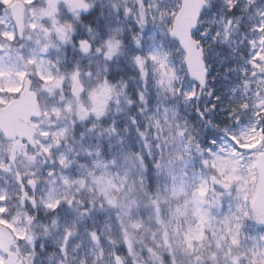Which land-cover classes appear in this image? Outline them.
I'll return each instance as SVG.
<instances>
[{"label":"snow or ice","instance_id":"obj_1","mask_svg":"<svg viewBox=\"0 0 264 264\" xmlns=\"http://www.w3.org/2000/svg\"><path fill=\"white\" fill-rule=\"evenodd\" d=\"M0 264H264V0H0Z\"/></svg>","mask_w":264,"mask_h":264}]
</instances>
